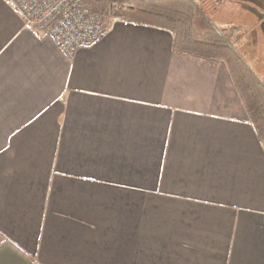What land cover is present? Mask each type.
I'll return each mask as SVG.
<instances>
[{"label": "crops", "instance_id": "obj_1", "mask_svg": "<svg viewBox=\"0 0 264 264\" xmlns=\"http://www.w3.org/2000/svg\"><path fill=\"white\" fill-rule=\"evenodd\" d=\"M172 39L113 17L68 58L0 0V264H264V142Z\"/></svg>", "mask_w": 264, "mask_h": 264}, {"label": "trees", "instance_id": "obj_2", "mask_svg": "<svg viewBox=\"0 0 264 264\" xmlns=\"http://www.w3.org/2000/svg\"><path fill=\"white\" fill-rule=\"evenodd\" d=\"M90 10L104 14L115 4L113 17L161 28L172 36V48L206 58L222 59L233 85L254 126L256 136L264 142V49L257 45L255 53L244 57L241 26L224 25L211 19L208 0H81ZM231 2H229L230 4ZM240 31H242L240 33ZM262 42V41H261ZM255 59L261 69H253Z\"/></svg>", "mask_w": 264, "mask_h": 264}, {"label": "built area", "instance_id": "obj_3", "mask_svg": "<svg viewBox=\"0 0 264 264\" xmlns=\"http://www.w3.org/2000/svg\"><path fill=\"white\" fill-rule=\"evenodd\" d=\"M26 26L48 34L68 57L98 41L112 18L115 4L104 14L94 12L81 0H8Z\"/></svg>", "mask_w": 264, "mask_h": 264}, {"label": "rangeland", "instance_id": "obj_4", "mask_svg": "<svg viewBox=\"0 0 264 264\" xmlns=\"http://www.w3.org/2000/svg\"><path fill=\"white\" fill-rule=\"evenodd\" d=\"M228 1L224 0L221 2V0H208L209 4L208 7H206V10L208 11L209 15L211 16V19L214 22L221 23L224 25H231V26H241V30H245V33H242V38H244L243 43L240 45L239 49L241 51V54L244 55V57H248V52L251 51L252 45H250L248 42L251 40V35L254 31V25L251 24L250 18L246 17L243 12L240 10H237L235 12L227 11V8L224 7L223 10V2ZM237 1L238 3L248 4L252 5L255 8H259L260 10L264 11V0H233ZM242 31H240L241 33ZM250 59V57H248ZM253 59V58H252ZM252 67L255 71L261 72L260 66L258 62L253 59L251 60ZM264 74V70L262 71Z\"/></svg>", "mask_w": 264, "mask_h": 264}, {"label": "water", "instance_id": "obj_5", "mask_svg": "<svg viewBox=\"0 0 264 264\" xmlns=\"http://www.w3.org/2000/svg\"><path fill=\"white\" fill-rule=\"evenodd\" d=\"M225 3L226 1L223 2V7ZM238 9L243 12L246 17L250 18L253 23H259V27L264 35V13L252 5L243 3H238Z\"/></svg>", "mask_w": 264, "mask_h": 264}, {"label": "flooded vegetation", "instance_id": "obj_6", "mask_svg": "<svg viewBox=\"0 0 264 264\" xmlns=\"http://www.w3.org/2000/svg\"><path fill=\"white\" fill-rule=\"evenodd\" d=\"M222 1H224V0H221V2H222ZM228 2H229V1H226L225 5H224L225 8L228 6ZM224 7H223V10H224ZM227 8H228V7H227ZM255 30H256V29H255ZM253 36H254V35H253Z\"/></svg>", "mask_w": 264, "mask_h": 264}]
</instances>
